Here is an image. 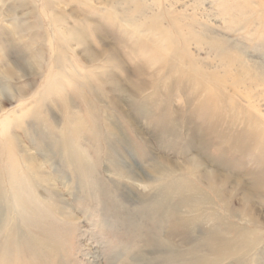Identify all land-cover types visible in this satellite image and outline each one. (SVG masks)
Wrapping results in <instances>:
<instances>
[{"label": "rangeland", "instance_id": "1", "mask_svg": "<svg viewBox=\"0 0 264 264\" xmlns=\"http://www.w3.org/2000/svg\"><path fill=\"white\" fill-rule=\"evenodd\" d=\"M0 264H264V0H0Z\"/></svg>", "mask_w": 264, "mask_h": 264}, {"label": "bare ground", "instance_id": "2", "mask_svg": "<svg viewBox=\"0 0 264 264\" xmlns=\"http://www.w3.org/2000/svg\"><path fill=\"white\" fill-rule=\"evenodd\" d=\"M208 176H210L211 177V183H214L215 181L213 180V179H215L216 177H215V175H214V173H210L209 172V174H207ZM214 175V176H213Z\"/></svg>", "mask_w": 264, "mask_h": 264}]
</instances>
